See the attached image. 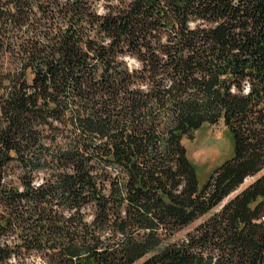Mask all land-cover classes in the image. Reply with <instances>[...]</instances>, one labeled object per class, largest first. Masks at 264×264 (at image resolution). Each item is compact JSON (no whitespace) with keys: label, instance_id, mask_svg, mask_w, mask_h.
I'll return each mask as SVG.
<instances>
[{"label":"trees","instance_id":"trees-1","mask_svg":"<svg viewBox=\"0 0 264 264\" xmlns=\"http://www.w3.org/2000/svg\"><path fill=\"white\" fill-rule=\"evenodd\" d=\"M262 170L264 0H0V264H264V175L172 240Z\"/></svg>","mask_w":264,"mask_h":264},{"label":"rangeland","instance_id":"rangeland-1","mask_svg":"<svg viewBox=\"0 0 264 264\" xmlns=\"http://www.w3.org/2000/svg\"><path fill=\"white\" fill-rule=\"evenodd\" d=\"M102 10V8H100ZM129 62L132 66H136L137 62L133 58H129ZM6 67H10V63L7 62ZM185 145L188 150L190 159L195 163L199 176L202 182H205L210 174L221 165L226 159L232 156L234 151L233 137L224 124L221 121L216 125H205L201 129L195 132L192 139H185ZM264 175V170L255 176L248 177L245 182L230 196H228L215 211L208 213L183 230L177 233L173 237V241H179L183 239L187 233L193 231L201 223L208 220L214 212H218L222 207L232 200L237 194L253 184L258 178ZM26 264H46L39 257H31L27 260Z\"/></svg>","mask_w":264,"mask_h":264},{"label":"built area","instance_id":"built-area-1","mask_svg":"<svg viewBox=\"0 0 264 264\" xmlns=\"http://www.w3.org/2000/svg\"><path fill=\"white\" fill-rule=\"evenodd\" d=\"M262 221H264V216H263V219H262Z\"/></svg>","mask_w":264,"mask_h":264}]
</instances>
